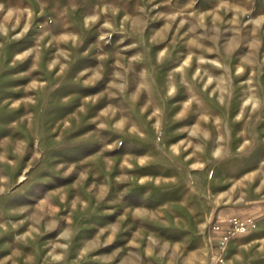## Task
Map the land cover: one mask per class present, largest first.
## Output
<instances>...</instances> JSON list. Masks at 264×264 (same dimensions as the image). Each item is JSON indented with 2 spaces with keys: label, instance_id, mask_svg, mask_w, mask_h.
<instances>
[{
  "label": "rangeland",
  "instance_id": "rangeland-1",
  "mask_svg": "<svg viewBox=\"0 0 264 264\" xmlns=\"http://www.w3.org/2000/svg\"><path fill=\"white\" fill-rule=\"evenodd\" d=\"M264 264V0H0V264Z\"/></svg>",
  "mask_w": 264,
  "mask_h": 264
},
{
  "label": "built area",
  "instance_id": "built-area-1",
  "mask_svg": "<svg viewBox=\"0 0 264 264\" xmlns=\"http://www.w3.org/2000/svg\"><path fill=\"white\" fill-rule=\"evenodd\" d=\"M255 226L256 219L251 215H233L221 222L213 221L210 224L209 240L215 263L226 264L223 253L229 241L240 234L248 232Z\"/></svg>",
  "mask_w": 264,
  "mask_h": 264
}]
</instances>
